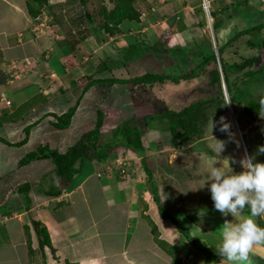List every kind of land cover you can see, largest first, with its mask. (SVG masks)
Returning <instances> with one entry per match:
<instances>
[{"label":"crops","instance_id":"crops-1","mask_svg":"<svg viewBox=\"0 0 264 264\" xmlns=\"http://www.w3.org/2000/svg\"><path fill=\"white\" fill-rule=\"evenodd\" d=\"M56 1L42 0V3L37 5V15L32 16L29 4L34 3V0H0V103L2 104L3 101L1 97L11 101L10 108L4 101L0 106V121H2L0 127L7 126L4 128L7 129V135L18 134L19 140H24L23 135L28 129L27 141H37L34 148L47 145L50 149L62 153L72 145L73 125L63 130L54 128L52 122L56 119L53 113L59 115L62 109L71 106L70 99L63 92L62 85H57L54 91H50L51 95H57L50 99L51 95L47 91L51 88L50 83L43 80L41 82L40 79L35 81L36 76H40V68L45 69L44 74L49 69L55 68L56 65L49 64L51 59L60 62L55 51L53 53L47 51V44L50 46V43H45L49 31L52 35L54 27L61 25L62 18L57 12L52 9L47 10ZM62 2L65 4L60 5L64 7L68 4L72 7L74 4L73 0H62ZM45 26H48L47 33L43 31ZM51 37L54 43L57 35ZM58 43L60 44L56 42L57 45ZM176 44L182 45L180 42ZM59 50L63 53L62 48ZM9 92L14 100L7 97ZM85 94H82L83 100ZM72 98L76 101L78 99L71 97V100ZM57 103H61L60 107H54L53 104ZM78 110L77 108L76 111ZM0 132H2L1 128ZM14 140L4 139L0 135V153H3L0 158L12 160L10 161L12 167L0 172V180L9 173L21 170L24 175L22 181L30 186L20 196L15 190V186L20 185L10 184L8 189L13 199L4 202L3 209L0 210V219H3L0 223V264H174L177 258H180L181 264L205 263L202 250L200 249L198 253L193 250L194 246L198 248L199 239L190 235L195 239L190 241L187 235L177 229L172 219L160 214L156 196L160 204L164 201L163 198H172V201L175 199L172 194H164L158 187L153 176L154 166L148 153H145L144 160L152 173L154 184L142 164L138 169H134L133 175L126 177L118 172L105 171L98 175L95 163L90 161L89 165L83 166L84 161L68 185L64 186L61 183L52 164L45 170V179L41 171L42 179L31 186V183L26 182L31 180L27 170L30 164L20 166L24 155L15 156L9 153L16 150L14 147L16 139ZM255 148L258 149L257 146ZM31 149L25 150L23 154L32 151ZM253 156L256 158L255 162L264 163V154H258L256 151ZM135 159L141 162L139 156ZM36 164L37 168L41 166L39 161ZM54 190L60 191L58 196H49ZM194 194L196 195V192ZM189 195L190 193L186 192L181 195L180 202L181 204L183 202L185 211L174 208L175 214L179 215L178 220L171 213V208H163L178 224L180 222L179 225L187 232L188 229L183 224L187 220L184 219L189 220L188 212L194 210L187 206ZM197 195H199L196 196L197 198L201 197V193L198 192ZM214 218H220L224 222L223 217L216 210ZM149 219L155 224L159 238L172 248L173 255L154 240ZM208 219L210 218L206 216L204 221ZM190 223L195 224L194 221ZM197 226L194 225L195 228ZM46 239L49 244L46 243ZM202 244L216 255L217 264H227L212 248L214 245ZM252 257L256 258L255 261ZM259 257L264 258V244L253 246L249 254L250 263L258 264Z\"/></svg>","mask_w":264,"mask_h":264},{"label":"rangeland","instance_id":"rangeland-1","mask_svg":"<svg viewBox=\"0 0 264 264\" xmlns=\"http://www.w3.org/2000/svg\"><path fill=\"white\" fill-rule=\"evenodd\" d=\"M76 1L75 3L73 2L74 4L72 7H70L69 4L64 7L60 4H65V2L57 0L47 9L56 11L57 15L62 18L61 25L59 24V26L54 27L52 35L51 31H49V35L46 37V42L45 40L43 41L45 43H50V46L47 44V51H51L49 53H53L55 51V54H57L60 58V62L58 63L55 59H51L49 64L56 65L55 68L49 69L46 71V74H44L45 69L40 68V76L37 75L35 79V81L40 79L41 82L43 80L48 84L50 83L51 88L49 87L50 90H47L49 94L52 93L50 91H54L57 88V85H62V88L70 99L71 105H74L76 101L73 100V98L71 100V97H75L76 99L78 98L77 101L79 100V103H77V108L79 110L76 111L72 120V130L74 132L71 137V144L75 143L80 138L82 132L91 129L94 126L96 108L103 109L105 113L101 136V141H104L111 135L113 127L118 125L125 119V117L132 115L140 117L156 113L158 112L157 106L161 104L164 105V103H167L169 107L174 109H181L192 102L207 98L215 93V89H212L210 86L208 78L209 73L207 72L212 68L213 64L208 65V70L200 78L181 80L177 84H173L171 82H166L164 84L154 83L152 87H150L130 82L127 84L115 83L112 86H94L88 93L85 94L84 100L82 98L84 94H81V92H83L82 84L72 86L71 80L78 79L85 74L89 75L94 73L95 78L114 77L116 79H133L134 77L143 75L146 72L157 71L161 73L164 72L166 74L168 73L170 75L186 74L189 72V66L184 65L182 67H177L175 64L177 63V57L173 56V52L177 51L176 49L178 48L169 50L166 55L160 54L161 59H158L159 57L157 55L152 54L143 56L137 60H130L129 62H126L125 65L109 69L108 71L100 74L96 73L95 69L103 59L105 60L109 58V62L112 60L115 62L118 59L119 49L129 43L136 42L139 38L152 39L155 40V44H163L164 47L171 48L177 42L185 44L188 39L200 40L204 34L208 33L213 43L216 56H218L219 51L217 46L224 45L225 42L236 32L247 28L249 25L248 20L243 19L241 15L233 12L235 9V1L231 0H224L225 5H227L229 9L225 12H220L218 15L219 19L222 20V26L216 35H214L212 29L213 20L211 17L209 19L206 11H202L200 9L202 7V0H136L135 6L140 11L139 22L130 20L123 21L118 26L120 31L112 37L108 36L107 33H103V35L98 38H95L94 36H87L84 40L79 41L78 39L81 37V33H84L87 29L86 21L78 20L81 17V13L84 12V9L94 13L96 20H101V16L98 12L100 13L102 5H104L108 10L115 1L88 0L85 6H82L78 1ZM259 2L260 1L258 0H253L252 5L260 6L264 9V0H262V4L260 5ZM219 4L220 2L211 3L210 10L216 11ZM72 19H76V22L73 23L71 21ZM179 21L185 28L183 34H178V32L176 33ZM199 21H205L206 24L203 28H199L197 26ZM42 22L44 23V21ZM45 27L43 29L44 32H46L48 26ZM53 35H57V38H54V43L51 41V36ZM159 40L161 43L158 42ZM62 41L65 43L67 41H77L76 48L70 55L65 56V54L59 50V48L61 49L62 47L59 46V43V45H57L56 42ZM45 43L44 46L46 45ZM160 50L163 51V48ZM256 52L257 51L251 50L247 47L245 37L242 36L232 43L231 46L224 48L222 56L224 59L233 62L240 61L241 58L251 56ZM155 53L158 54L159 51ZM177 56L181 57V52L177 53ZM216 61L220 70L218 59ZM192 66L193 65L190 66V69ZM57 76L59 78H56ZM252 85V97L257 98L258 95L264 91V85ZM221 87L222 91H224L225 99L229 104L230 101L228 93L224 90L223 81ZM105 92H107L106 95ZM55 96L57 95H51L50 99ZM7 97H11L12 100H14V97L10 94V92ZM3 98L6 99L5 97ZM3 104L4 102L2 101L0 106ZM7 107L9 106L7 105ZM67 109H62L61 114L66 112ZM58 113L60 112L58 111ZM221 116L226 117L227 121L231 123V134L222 133L218 130V121ZM211 122H215L217 126L211 129ZM6 127H0L2 130V132H0L1 137L13 141L16 139V142H14V147L16 149L14 150L15 152H9L6 150L7 152L13 153L15 156L20 154L23 156L27 153L23 154L25 150H30L37 144L36 140L27 141L29 136L28 129L25 130L23 135L26 138H24V141L23 139L19 140L20 138L17 137L19 136L18 134L10 133V135H7V129H4ZM238 128L241 132L238 131ZM159 133V130L146 132L143 137V144L150 161L153 163V176L156 179L158 187H160V190H162L164 194H172L173 199H175V201H172V198H163V205L162 203L160 205H162V208L164 209L171 208V213H173L175 218L178 220L179 215L175 214L174 208L185 211L186 208L183 205V202L182 204L180 202L181 195L183 192L190 193L189 198H187V206L194 210L190 213L188 212L189 220L184 219L187 221L183 224L187 227L190 235L199 239V246L202 243L207 245L210 243L214 245L212 248L217 252V248L220 243L221 229L226 221V217H223L224 222L220 218H214L215 209L210 197V192L208 190L207 183L204 185L206 178L205 174L208 171L210 164L215 162L216 166H226L227 159L230 160V167H232L234 172L239 173L242 170L239 163L231 164V159L239 161L246 155L253 156L255 154L257 151L255 146L258 147L261 141L260 136L264 135V114L252 121H249L248 116H244L243 109L240 105L234 107L230 104L229 107L222 110L220 115L214 116L209 120L205 131V137L203 139L195 143H191L183 149H175L170 146L168 142L165 143L166 138H169L168 132H165V134ZM216 140L223 141L225 143V150L221 153H218L217 151L218 142ZM158 145L162 146L159 147ZM35 149L36 148H34V150ZM2 154L0 153V155ZM135 158H137V156L129 150L119 149L114 152L111 160L107 163L110 166L114 165L115 170L119 164L126 165L125 167L127 170L124 175L128 177L133 175L134 169H138L139 165L141 166V162H139L140 160L138 161V159ZM43 160L44 162L42 160H34L29 163L30 165L27 164L29 165L27 170L31 180L26 182L31 183V186L33 183L39 181V179H42V172L44 175L45 170L52 165L50 159ZM10 161L12 160L10 159ZM10 161L6 160L4 157L0 158V172H5L8 168L12 167ZM38 161L40 164L43 162V165L41 164V166L37 168L36 162ZM89 162V160H86L83 166L89 165ZM23 176L22 171L19 170L18 172L12 174L9 173L7 177L0 180V210L3 209L2 205L4 202L9 199H13L11 191L9 190L8 192L10 184L13 185L16 183V185L23 186L24 184L22 183H25V181H22ZM36 177L37 179H35ZM15 178H17L16 181ZM18 179L19 181H17ZM43 179H45V175ZM15 190L16 194L19 196L23 195V193L20 194L19 191H17V186H15ZM195 192L196 195L194 194ZM198 192L201 193L200 198H197L199 197V195H197ZM201 209H206V215L203 217L199 215V211ZM206 216L210 219L204 221ZM230 218V215L227 216V221H232L233 223H235L234 220L238 221V219ZM261 218L264 221V216H261ZM190 221H194L195 224L190 223ZM256 222L258 224V217L256 218ZM179 224L181 223L179 222ZM194 225L198 226L195 228ZM199 246L198 248L194 246L195 249L193 250L197 251L196 253L200 252ZM253 257H255V255H253ZM253 257L252 259L255 261L256 258ZM249 264H251L250 260Z\"/></svg>","mask_w":264,"mask_h":264},{"label":"trees","instance_id":"trees-1","mask_svg":"<svg viewBox=\"0 0 264 264\" xmlns=\"http://www.w3.org/2000/svg\"><path fill=\"white\" fill-rule=\"evenodd\" d=\"M75 1L73 0L74 3ZM77 1L82 6H85L88 0ZM114 1V4L108 10L102 5L100 13L98 12L101 16V20H96L94 13L84 9V12L81 13V17L78 20L86 21L87 29L84 33H81V37L78 39L79 41L84 40L87 36L98 38L102 36L103 33H107L108 36L112 37L120 31L118 26L123 21L130 20L139 22L140 11L135 6L136 0ZM231 1H235V9L233 12L241 15L243 19L248 20L249 25L247 28L236 32L225 42L224 45H218V56H216L213 43L208 33L204 34L200 40L188 39L185 44H175L171 48H166L163 44H155V40L152 39L139 38L136 42L121 47L119 49L118 59L115 62H113V60L109 62V58L105 60L103 59L95 69L96 73L100 74L109 69L125 65V63L130 60H137L143 56L152 54L157 55L159 57L158 59H161L160 54L166 55L169 50L178 48L176 49L177 51L173 52V56L177 57L176 61L178 64H175L177 67H182L184 65L189 66V72L186 74L170 75L168 73L166 74L157 71L146 72L133 79H116L114 77L95 78L94 73L89 75L85 74L78 79L71 80L72 86L77 83L82 84V94H85L94 86H112L115 83L127 84L135 82L143 86L152 87L154 83L164 84L166 82H171L177 84L181 80L200 78L208 70V65L213 64L212 68L207 71L209 73L208 78L210 86L212 89H215L213 95L192 102L181 109H174L169 107L167 103H164V105L161 104L157 106L158 112L156 113L140 117L135 115L125 117L124 120L113 127L111 135L104 141H101V136L105 113L103 109L96 108L94 126L91 129L82 132L80 138L69 146L65 152L61 153L56 149H50L47 145H40L37 146L35 150L24 155L20 161V166L27 165L34 160L50 159L54 165L55 174L65 186L70 184L73 175L80 170L81 164L84 161L89 160L93 161L95 163L94 165H104L111 160L115 151L126 149L141 158L142 167L153 182L152 173L144 160L146 151L143 144V137L145 133L151 130H159L161 134L168 132L169 138H166L165 143L168 142L169 145L175 149H183L189 144L203 139L205 137V131L209 120L214 116L220 115L222 110L227 108L221 87L222 81L226 86L230 104L234 107L240 105L243 109L244 116H248L249 121L264 114V109L261 108L260 104V101L264 100V91L260 93L257 98L252 97L251 92L252 84L264 85V9L260 6L252 5L253 0ZM258 1H260L259 5L262 4L261 0ZM213 2H220L216 11L210 10V17L213 20L212 29L214 35H216L222 26V20L219 19L218 15L220 12H225L229 8L225 5L224 0H212L211 3ZM34 3L29 4V10L32 16L37 15L38 11L36 8L37 5L42 3V0H34ZM200 9L204 11L203 7ZM71 21L74 23L76 22V19H72ZM178 23L179 25L176 33L183 34L185 30L184 25L180 21ZM205 24V21H199L197 26L203 28ZM242 36L245 37L247 47L257 52L251 56L241 58L240 61L230 62L224 59L222 56L224 48L231 46L232 43ZM158 42L161 43L160 40ZM76 45L77 41H67L66 43L64 41L60 42L64 54H71L76 48ZM161 48H163V51L160 50ZM157 51H159L158 54L155 53ZM179 52H181V57L177 56V53ZM217 59L220 70L216 64ZM191 65L193 66L190 69ZM63 92L65 91L63 90ZM107 92H105V95ZM77 103H79V100L76 101L74 105L69 106L67 111L62 114L57 115L53 113L56 121L52 122V126L59 130L69 128L77 110ZM53 105L54 107H60L61 103ZM260 139L261 141L258 147L264 145V135L260 136ZM29 186L28 183H25L23 186L18 187V191L24 193L29 189ZM59 193V190H54L49 196L55 197L58 196ZM154 195H156L155 190ZM155 200L158 203L160 214L163 217L172 219L177 229L187 235V238L190 241L195 240L162 208L157 196ZM149 222L152 227L154 240L169 254H172V248L168 247V245L159 238V233L155 224L150 219ZM258 225L264 227V221L261 217H258ZM46 243L49 244L48 239H46ZM42 246L43 242L41 243V247ZM199 248L205 255L204 264L218 263V258L209 248L206 247V245L202 244ZM257 263L264 264V258L259 257ZM174 264H181L180 258L175 259Z\"/></svg>","mask_w":264,"mask_h":264},{"label":"clouds","instance_id":"clouds-1","mask_svg":"<svg viewBox=\"0 0 264 264\" xmlns=\"http://www.w3.org/2000/svg\"><path fill=\"white\" fill-rule=\"evenodd\" d=\"M211 1L209 0V12L203 8L209 19ZM202 3L203 0L201 5ZM224 90L227 92L225 84ZM1 99L4 102L7 100L3 97ZM226 104L227 107L230 106L227 100ZM260 104L264 109V100H261ZM218 125L220 132L231 134V123L226 117L221 116ZM216 126L215 122H211V129ZM238 131L241 132L239 128ZM216 141L218 153L223 152L225 143ZM257 153L264 154V145L258 147ZM236 163H239L242 169L239 173L230 167L229 159L226 166H216L215 162L210 164L204 185L207 183L213 207L222 217L230 215L239 218L235 223L225 221L223 224L218 254L227 264H249V254L253 246L264 244V227H260L256 222L257 217L264 216V163L255 162V157L251 155H246L239 161L231 159V164ZM199 215L205 216L206 209H201Z\"/></svg>","mask_w":264,"mask_h":264},{"label":"built area","instance_id":"built-area-1","mask_svg":"<svg viewBox=\"0 0 264 264\" xmlns=\"http://www.w3.org/2000/svg\"><path fill=\"white\" fill-rule=\"evenodd\" d=\"M202 5H203V8L206 10V11H208L209 12V0H203V3H202ZM6 102V104L7 105H10V101L9 100H6L5 101ZM118 167L116 168V170L114 169V165L113 166H110V165H108V163H106V164H96L95 165V167L97 168V172H98V175H100V173L101 172H106V173H112V172H115V171H117L119 174H122V175H124V174H126V165H121V164H119V165H117ZM99 170H102V171H99ZM3 221V219L1 218L0 219V223Z\"/></svg>","mask_w":264,"mask_h":264}]
</instances>
